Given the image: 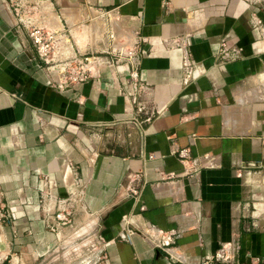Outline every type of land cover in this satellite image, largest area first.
Wrapping results in <instances>:
<instances>
[{"label": "crops", "instance_id": "0c3cea01", "mask_svg": "<svg viewBox=\"0 0 264 264\" xmlns=\"http://www.w3.org/2000/svg\"><path fill=\"white\" fill-rule=\"evenodd\" d=\"M42 2L43 20L74 28L81 51L83 38L96 44L103 33L77 27L84 13L136 29L138 74L149 88L137 111L123 92L128 72L106 65L59 89L0 0V264H72L63 245L72 231L61 239L47 227L44 178L58 196L75 178L84 186L74 224L95 231L94 244L105 239L107 264H200L235 241L240 264L264 262V1ZM176 37L201 66L186 83L183 51L170 46ZM221 43L237 56L220 58ZM180 148L189 150L185 162ZM127 216L136 231L123 238ZM149 227L178 235L154 247L140 234Z\"/></svg>", "mask_w": 264, "mask_h": 264}, {"label": "built area", "instance_id": "2783aa9c", "mask_svg": "<svg viewBox=\"0 0 264 264\" xmlns=\"http://www.w3.org/2000/svg\"><path fill=\"white\" fill-rule=\"evenodd\" d=\"M8 6L14 15L17 26L24 28L31 42L36 49L40 60L43 62L42 68L49 78L55 77V85L59 89H66L74 85H80L87 81L89 77L96 75L99 68L106 65H115L120 70L127 71L128 77L124 87V94L132 104L136 106L137 111L143 110V104L139 98L149 88L138 74L139 60V41L137 30L134 28L126 29L118 24L111 25L108 29L109 47L102 49L100 54L87 55L85 52L73 51L69 42L66 30L59 29L48 24L43 20L46 12L42 7V0H7ZM261 3L264 0H246ZM253 27H257L261 32L263 27L261 19L254 13L249 16ZM65 40V41H64ZM67 42L70 43L67 44ZM170 46L180 48L183 51V78L186 83L191 80L195 73L201 72V66L196 65L190 58L187 50L185 37H176L171 39ZM219 56L222 59L236 57L239 53L238 48L228 47L226 43H221L219 47ZM177 156L180 161L185 162L190 157L188 148L177 150ZM69 168L73 171L74 166L69 163ZM76 176V175H74ZM43 199L49 202L51 208L47 214V227L55 233H61L64 228H69L73 235L63 244L67 256H70L72 264H107L105 254V239L99 237L96 244L87 240L93 234H79L74 224V215L80 209L84 208V186L79 184L75 178L73 186L65 196H58L50 190L48 179L42 180ZM132 194L138 197V190H132ZM4 218H11L10 211L4 210ZM124 238L134 233L136 230L130 226L129 217H123ZM143 239L154 247H163L170 243V236L178 235V231H161L156 227H149L140 233ZM63 239V240H64ZM239 249V244L232 243L221 244V246L205 258L200 264H240L235 260V254ZM260 261H258L259 263ZM264 263V262H263Z\"/></svg>", "mask_w": 264, "mask_h": 264}, {"label": "rangeland", "instance_id": "374dc122", "mask_svg": "<svg viewBox=\"0 0 264 264\" xmlns=\"http://www.w3.org/2000/svg\"><path fill=\"white\" fill-rule=\"evenodd\" d=\"M83 24H86L88 26L93 24V25H96L97 27H102L103 33H102L101 39L98 40L96 44L91 43L89 38L87 39L83 38L81 42L85 45V48L82 51L79 49L81 52H85V54L87 55H92V54L96 55V54H100V51L102 49L109 47L110 41L108 40V36H107L108 29L111 25L117 26V24H115V20L113 19V17H111L110 15H102L98 12H91L90 14L84 13L83 16L80 17L77 27ZM64 28L67 30L65 34L68 35L69 42L71 43L74 50L77 51L76 45L78 46V43L74 39V32H73L74 28L67 27L65 25H64ZM92 232L94 231L81 230L79 234H82V235L90 234ZM88 239H91V237H89ZM92 244H94V242H92ZM256 264H264V263L259 262Z\"/></svg>", "mask_w": 264, "mask_h": 264}, {"label": "bare ground", "instance_id": "6f19581e", "mask_svg": "<svg viewBox=\"0 0 264 264\" xmlns=\"http://www.w3.org/2000/svg\"><path fill=\"white\" fill-rule=\"evenodd\" d=\"M118 26V25H117ZM65 41V40H64ZM69 42H67V44H68ZM70 44V43H69Z\"/></svg>", "mask_w": 264, "mask_h": 264}]
</instances>
